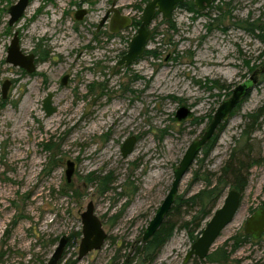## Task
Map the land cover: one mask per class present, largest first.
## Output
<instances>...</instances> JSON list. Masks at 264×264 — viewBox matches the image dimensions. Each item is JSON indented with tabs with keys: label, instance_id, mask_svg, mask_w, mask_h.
<instances>
[{
	"label": "rangeland",
	"instance_id": "1",
	"mask_svg": "<svg viewBox=\"0 0 264 264\" xmlns=\"http://www.w3.org/2000/svg\"><path fill=\"white\" fill-rule=\"evenodd\" d=\"M17 1L0 0V264H48L63 235L70 239L60 264H122L128 253L134 256L188 146L254 73L249 95L224 122L209 153L198 154L178 195L203 189L201 177L215 178L232 155L255 160L241 208L211 250L228 241L230 259L193 258L188 264H264V236L236 250L229 240L245 234L249 216L264 209V123L243 135L248 114L264 111V42L258 37L264 0H215L200 14L178 6L168 20L158 14L149 53L128 67L118 62L150 0H32L10 25L8 10ZM115 1L133 23L113 34L108 23L98 26ZM81 8L88 13L77 20ZM15 32L22 52L36 56L33 73L6 61ZM49 93L57 109L51 116L43 108ZM184 105L192 115L179 121L176 112ZM131 136L137 143L125 158L121 147ZM69 160L75 163L70 182ZM94 172L112 174L110 191L100 193L88 181ZM91 201L108 238L78 259L81 214ZM194 210L185 205L181 215L171 216L177 228L150 264H185L193 241L183 223Z\"/></svg>",
	"mask_w": 264,
	"mask_h": 264
},
{
	"label": "water",
	"instance_id": "2",
	"mask_svg": "<svg viewBox=\"0 0 264 264\" xmlns=\"http://www.w3.org/2000/svg\"><path fill=\"white\" fill-rule=\"evenodd\" d=\"M91 0H85L88 2ZM186 0H150L144 7L141 24L138 27L136 35L131 39L127 53L119 60L118 65L126 67L131 66L136 60L144 56L148 49L152 37L151 24L157 13L162 14L165 19H171L177 6ZM195 6L201 10H206L214 0H193ZM32 0H18L9 8V24L13 25L22 18L30 6ZM87 9L81 8L75 14L77 20H82L87 14ZM111 15V16H110ZM132 18L117 7V2H113L105 16L101 19L98 28H102L106 23L109 25V31L113 34L130 27ZM6 61L14 66H19L33 73L36 67V56L33 53L25 54L20 48L18 32H15L14 37L8 46ZM68 75L62 78V84L66 85ZM256 82V73L253 76L235 87L232 95L227 100H224L217 108L212 120L208 124L201 136L190 143L185 151L179 165L174 170V179L170 190L163 202L157 208L154 217L150 220L143 234V242H147L155 232L160 228L166 219L169 211L175 203L178 195L180 183L184 176L190 171L191 166L195 162L198 154L204 146L216 134L219 127L230 117L232 112L238 107L242 100L251 91V87ZM11 82L5 81L2 85V96L7 98ZM43 108L48 116L56 112V107L53 105V94L49 93L43 100ZM192 115V110L187 106H181L176 112V119L179 121L185 120ZM137 138L131 136L125 140L121 147L123 157H128L134 151ZM75 171V163L71 160L67 162L66 176L68 182L71 181ZM2 202L0 200V206ZM242 205V195L237 189H229L223 197L222 204L216 208L205 224L202 233L192 243L190 250L185 256L184 263L188 264L193 258L205 259L215 245L223 230L233 222ZM82 220V239L79 246L78 259L95 250L101 249L107 238L108 233L104 229V225L100 217L95 213L94 203H88L86 210L81 214ZM245 233L251 235L253 239H261L264 235V209H259L253 212L245 222ZM69 236L63 235L58 241L54 252L52 253L48 264H60L64 252L69 243Z\"/></svg>",
	"mask_w": 264,
	"mask_h": 264
},
{
	"label": "trees",
	"instance_id": "3",
	"mask_svg": "<svg viewBox=\"0 0 264 264\" xmlns=\"http://www.w3.org/2000/svg\"><path fill=\"white\" fill-rule=\"evenodd\" d=\"M180 7H185L189 11L195 12L197 14L201 13V11L197 9L194 2L192 1L182 3ZM158 14L159 13H157L156 16ZM140 24L141 19L133 23V25H137L138 27ZM257 28L262 30L261 26ZM258 37L262 42H264V31H262L261 34L258 35ZM147 52L149 53L148 49L146 50V53ZM261 77L264 80V71L261 73ZM248 95L249 93L247 94V96ZM241 103L232 112V114L240 107ZM247 119H249L250 122L244 129L243 135H250L256 129V125L260 126L264 123V111H262L261 108L254 113H250L248 114ZM223 126L224 123L219 127L216 134L202 149V151H204L206 155L209 153L210 149L215 144L218 132L223 128ZM254 163L255 160L246 163L243 159L236 158L234 155H232L231 158L220 170V172L215 175V178L207 175L201 177L206 180V186L203 189H201L195 194H192L189 197L177 195L174 205L172 206L171 210L169 211L166 219L164 220L160 228L147 242H143V240H141L138 246H135L136 254L130 257V253H128L125 256V260L122 264L152 263L163 248L164 244L173 236L174 231L177 228V222L172 219L171 216L177 214L181 215V210L183 209V207L189 204L195 205V210L190 219L184 220L183 227L187 231L191 240L194 242L202 233L205 224L212 216L214 210L217 208L219 201L224 197V195L229 189H237L241 193L243 199V193L249 182V171L254 166ZM88 181L93 183L95 182V184L98 186V189L100 190V193H107L112 189V185L114 184L115 179L110 172H94L88 175ZM77 234L80 236L81 232H78ZM229 240L234 241L233 249L236 250L241 244L246 241L251 240L254 242H259L260 239L255 240L252 238L251 235L245 233L241 235H234ZM227 245L228 241L223 246L219 247L217 250L211 252L205 259L202 260L207 259L211 262H227L230 259L231 255L227 252ZM194 259L195 262L199 261L198 258Z\"/></svg>",
	"mask_w": 264,
	"mask_h": 264
},
{
	"label": "flooded vegetation",
	"instance_id": "4",
	"mask_svg": "<svg viewBox=\"0 0 264 264\" xmlns=\"http://www.w3.org/2000/svg\"><path fill=\"white\" fill-rule=\"evenodd\" d=\"M187 1H192V2H194L193 0H186L185 2H187ZM214 1H215V0H214ZM185 2H183V3H185ZM212 3H214V2H212ZM180 5H181V4H180ZM180 5H178V6H180ZM178 6H177V7H178ZM209 7H210V6H209ZM209 7H208V8H209ZM208 8H207V9H208ZM197 9H198V8H197ZM200 11H201V10H200ZM110 16H111V15H110ZM256 210H259V209H256ZM256 210H255V211H256ZM255 211H254V212H255ZM263 236H264V235H263Z\"/></svg>",
	"mask_w": 264,
	"mask_h": 264
},
{
	"label": "bare ground",
	"instance_id": "5",
	"mask_svg": "<svg viewBox=\"0 0 264 264\" xmlns=\"http://www.w3.org/2000/svg\"><path fill=\"white\" fill-rule=\"evenodd\" d=\"M218 65H220V66H224L225 64H224V63H219V62H218Z\"/></svg>",
	"mask_w": 264,
	"mask_h": 264
}]
</instances>
